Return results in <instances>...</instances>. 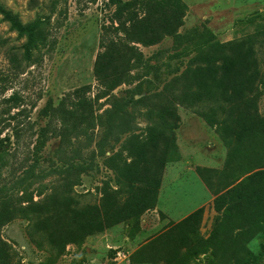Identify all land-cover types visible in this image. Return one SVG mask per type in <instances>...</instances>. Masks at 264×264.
Returning <instances> with one entry per match:
<instances>
[{"label": "rangeland", "instance_id": "374dc122", "mask_svg": "<svg viewBox=\"0 0 264 264\" xmlns=\"http://www.w3.org/2000/svg\"><path fill=\"white\" fill-rule=\"evenodd\" d=\"M183 1L188 9L178 33L145 45L129 43L116 30L108 0H0L23 23H40L38 45L27 60L26 38L0 14V208L13 211L0 232L17 252L14 264H151L133 263L130 255L201 206L200 232L209 235L215 196L195 167L221 169L227 149L218 131L193 112L196 107L182 100L197 89V68L213 42L264 31V0ZM259 39L262 60L264 36ZM109 40L133 45L137 57L129 60L127 53L124 82L104 90L93 69ZM258 109L264 115V93ZM166 126L174 128L182 156L164 168L156 206L141 215L134 237L122 223L71 242L62 255L31 242L25 209L31 200L71 194L79 204L97 202V188L114 184L108 158L125 154L130 137ZM246 240L252 250L262 241L257 231ZM232 249L208 252L191 264H232ZM112 250L122 251L121 259L113 261Z\"/></svg>", "mask_w": 264, "mask_h": 264}, {"label": "trees", "instance_id": "16d2710c", "mask_svg": "<svg viewBox=\"0 0 264 264\" xmlns=\"http://www.w3.org/2000/svg\"><path fill=\"white\" fill-rule=\"evenodd\" d=\"M108 3L115 6L112 22L118 24L116 30L129 43L145 45L176 35L188 9L183 0ZM0 14L18 36L26 38L23 57L29 60L38 45L39 21L23 23L2 5ZM260 35L264 36V31L224 43L213 42L211 52L203 55L204 64L197 68V89L182 100L196 107L193 112L218 131L227 149L221 169L195 167L215 196L213 208L217 214L209 235L204 237L200 232L201 206L137 248L130 255L133 263L191 264L200 255L224 248H233L227 254L232 264H261L264 260V115L258 109L264 93V49L260 60ZM127 53L129 60L137 57L136 48L126 42L109 40L103 45L93 69L101 88L111 90L124 82ZM162 119L167 123L165 117ZM173 130L171 126L151 128L144 137H130L124 145L125 154H112L107 165L114 174V184L105 181L97 188V202L79 204L71 194L31 200L25 208L31 213L26 229L31 242L39 249L62 255L71 242L122 223L129 227L128 236L134 237L141 215L156 206L164 168L181 159ZM12 215L13 211L0 208V230ZM253 231L262 239L256 250L246 245ZM114 254L112 250L111 256ZM16 255L0 232V264H14Z\"/></svg>", "mask_w": 264, "mask_h": 264}, {"label": "built area", "instance_id": "2783aa9c", "mask_svg": "<svg viewBox=\"0 0 264 264\" xmlns=\"http://www.w3.org/2000/svg\"><path fill=\"white\" fill-rule=\"evenodd\" d=\"M121 252L122 251H120V250L115 251V255L112 257L113 258V261L118 260V259H121ZM126 258L127 257L124 256V259H126Z\"/></svg>", "mask_w": 264, "mask_h": 264}]
</instances>
